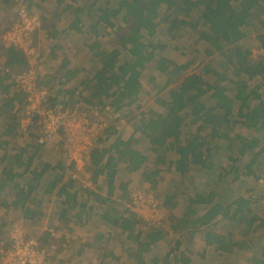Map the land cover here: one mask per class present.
<instances>
[{
    "label": "trees",
    "instance_id": "obj_1",
    "mask_svg": "<svg viewBox=\"0 0 264 264\" xmlns=\"http://www.w3.org/2000/svg\"><path fill=\"white\" fill-rule=\"evenodd\" d=\"M68 1L65 7H69V4L75 0ZM56 2L60 7L65 0H56ZM235 2L237 4H234ZM109 3H112L111 0H106L100 7H94L95 1L89 6L79 4L73 11L71 21L65 27L51 25L48 38L51 40L50 43L55 42L50 46L51 57H54L56 51L61 49L60 44L56 43L60 35L63 32H73L90 41L87 49L97 64L91 70H85L81 67H71L68 59L63 58L58 76L60 88L54 97L48 98L51 108L72 107L74 103L70 100L75 97H77L75 102H82L85 105L104 107L109 104L114 111L133 105L141 95L143 71L156 60L155 70L167 76L166 88L171 84L173 87L169 88L167 100L156 98L157 103L165 108L164 113L149 112L146 118H142L133 126V132L147 140L151 151L155 154V167L144 175V179L149 183H155V178L160 173V169L156 166L166 162L168 168L174 169L173 171L181 176L189 172L193 166L211 175L216 167L212 160V152L217 150L214 145L216 139L227 141L226 150L229 151H231L230 145L237 142L236 152L241 159L227 157V161L231 162L229 169L236 180L245 175L254 176V165L258 163L259 154L264 152V142L261 144V135H264V97L257 93V87L249 88V81L258 76L264 80V58L252 60L249 52L239 42L247 35L244 28L249 26V19L253 18V12L256 11L255 15L264 14V0H117L113 8ZM26 7L28 10L31 8L29 5ZM63 11L64 9L54 15L56 21L60 20ZM194 11L198 13L197 21H188V17ZM84 19H89V25L84 22ZM114 21L119 22L115 24ZM162 22H167L166 30L172 37L174 31L180 28L191 29L196 34V43L206 45L205 51L208 56L216 55L223 60V72L205 64L198 72L183 75L173 85L172 80L186 71V66L179 65L163 56L157 57L156 52H160L163 46L154 44L150 38ZM107 28L110 31H107ZM102 34L108 36L109 42L104 41ZM145 36L149 39L145 40ZM259 39L264 50V36H260ZM0 47L5 59L4 69L0 68V94L5 95V98L0 99V115L5 114L9 120L10 123L3 134L10 135L20 119L22 108L19 107L25 100V94L15 89L16 83L13 82L15 75H11L8 68L21 70L28 63L19 47L15 45ZM210 73L219 77V81L215 84L206 81L205 75ZM83 74L86 76H82ZM75 79H80L78 87H65ZM12 88L14 90L10 95ZM205 99H208L210 103H206ZM252 101H256V104L251 107ZM15 107L16 111L11 113ZM234 107H236V114H234ZM35 118L36 116H33L32 120ZM188 119L189 121H186ZM234 119H236L235 123L250 132V138L237 134L230 136ZM189 124L200 125L195 133L189 131L183 133L182 128H186ZM202 128H206L207 135L200 134ZM106 130H104L106 135L104 132L100 135L89 155L94 169L93 181L96 180V175L106 171L105 180L108 191L105 198L91 195L89 192L81 201L82 190L80 189L85 187H77L78 190L74 188V181L69 175H65L68 168L63 159L54 164H45L38 171L32 169L34 158L40 149H44L45 144L38 142L39 136L31 134H29L30 140L34 142L30 145L9 155L2 154L0 161H4L7 167L2 171L0 192L12 182L16 194L11 207L19 208L23 220H34L41 215V211L36 209L42 206V201L37 204L31 201L35 191L40 190L44 195H53V200L59 205L56 211L57 219L66 220L67 223L71 217H74L73 215L77 214L78 218L85 215L91 195L98 205L102 206L99 215L101 220L117 228L126 241L135 244L136 251L133 253V258L136 264H146L143 255L149 254L151 249L162 240V230L151 229L143 233L137 226L139 221L135 220L130 210L118 211L115 202L110 199L113 195L117 164L124 163L128 166V172H134L143 166L146 157L133 148L136 140L132 137L125 141L116 137L109 145L99 147V144L109 140L113 133L112 131L106 133ZM182 136L186 137L185 141L181 139ZM29 146L33 149L32 153H28ZM169 152L176 156L173 161L169 159L166 161ZM247 156H249L247 162L238 167L236 164ZM102 162H104L103 166L95 168ZM25 176H28L30 180L27 185H21L15 181L25 179ZM46 176H50L49 179H46ZM219 176L217 182H219ZM126 185L119 184V189L122 190V196L128 197L131 201V192L126 190ZM195 203L207 206V209L196 218L194 216L198 212L193 208ZM76 207L79 209L75 212ZM246 214H251L248 199L242 197L234 200L226 199L225 195L219 198L216 188L212 187L205 195L197 193L193 196L180 219L182 224L178 222L174 230L184 229L186 224L196 229L206 228L205 246H212L216 252L231 253L235 247L238 250H244L246 244L233 241L229 234L221 235L213 231L214 220L221 216L225 220H235L237 224L239 221L240 224H245L247 232L257 222V229L264 228V217L251 214L250 217L245 218ZM114 215L117 217L113 218ZM50 231L51 229L38 238L42 246L49 244L50 240L59 242L56 246L65 243L62 242L64 236L57 239ZM98 242L103 245L107 243L103 237H99L93 245L97 250L102 249ZM69 245L67 243L65 248ZM80 253L82 252H78ZM107 255H102V258ZM109 256L112 254L109 253ZM168 258L167 254L162 258L155 257L151 259V264H176V262L190 264L186 257L181 260L175 257V263L170 262ZM60 261L66 264L65 261L61 259ZM255 264H264V259L255 260Z\"/></svg>",
    "mask_w": 264,
    "mask_h": 264
},
{
    "label": "rangeland",
    "instance_id": "obj_2",
    "mask_svg": "<svg viewBox=\"0 0 264 264\" xmlns=\"http://www.w3.org/2000/svg\"><path fill=\"white\" fill-rule=\"evenodd\" d=\"M93 1H95L94 7H100L105 4L106 0H75L69 4V7H65L67 5L66 3L69 2L68 0H65L60 7H58L56 0H0V34L3 32L2 28L4 26H7L3 28L7 31L12 28L14 23L19 21L18 14L21 9H25L31 16H35L39 21L40 28L26 38V40L30 41V44L33 47V53L26 52L25 55L28 60L26 58L25 60L29 62V67L34 70V77L36 79L34 84L40 89L47 90L52 97L56 95V92L60 88L58 76L60 75L59 69L63 58L68 59L70 65L73 67H81L85 70H91L93 66H97L91 56V53L87 49L90 41L81 37V35L76 33L74 34L73 32H63L62 35H60V38L56 41V43L60 44L62 48L56 51L54 57H51L49 51L51 43L55 42L53 41L50 43L51 40L48 38V35L51 32V25L54 24L56 27H65L72 19L75 7L79 4H86L89 6ZM111 2L112 3H109V5L113 8L117 0H111ZM28 5L31 6L29 10L26 7ZM62 9H64V11L60 15L61 18L59 21H56L54 15ZM160 12L162 14L163 11L161 10ZM83 17H85V15ZM197 19V11H194L190 17H188V21L191 22H195ZM88 20L89 19H84V22L87 25H89ZM249 21V26L244 28L247 36L242 39L241 45H243L244 49L249 52L252 60L263 59L264 50L261 46L259 37L264 36V14L254 15L253 18L249 19ZM114 22L116 24L119 21ZM167 27V22H162L150 40L154 42V44L163 46V49L160 52H156L157 57L163 56L171 61L177 62L179 65L186 66V71L180 73L177 79L172 80L173 85H175L183 75L198 72L205 64H209L213 66L215 70L223 72V60L218 58L216 55L208 56L205 51L206 45L196 43V34L191 29L180 28L179 30L174 31L172 37L168 34L166 30ZM107 31L110 30L107 28ZM102 37L105 39L104 41H106V43L109 42L107 35L104 36V34H102ZM147 39L149 38L145 36V40ZM0 58V63H4L5 59L1 48ZM155 62L156 60L150 63L143 71V77L141 79V95L139 100L133 105L125 106L118 111H114L113 107H109V104L104 107L99 105H85L82 102H75L77 100V97H75L73 100H70L74 103V105L72 107L64 108V110H68L69 112L76 111L80 114L88 115L90 118H95L97 122L106 124V127L110 128L109 131L114 129V131L124 134V138H127L129 133L132 131L129 127L134 124L135 120L137 122L142 118H146L149 112H165V108L157 103L156 98L167 100L169 88L173 86L171 84L168 88H166L165 80L167 76L164 74L161 75L155 70ZM1 68L4 69L3 65ZM25 68L26 67L23 69ZM23 69L13 70L8 68L11 75H16ZM82 76L86 75L83 74ZM205 78L206 81L211 84H215L219 81V77L213 76L212 73L205 75ZM79 80L80 79H75L68 83L65 87L76 88L78 87ZM256 87L257 93L264 97V80L261 76L255 77L253 80L249 81L250 89H254ZM15 89L18 90L16 87ZM13 90L14 88H12L10 95H12ZM60 96H62V94ZM3 98H5V95L0 94V99ZM205 102L210 103L208 99H205ZM254 104H256V101H252L250 106L252 107ZM48 105L50 106L49 103ZM23 107L24 102L19 108L23 109ZM55 108H60V106H56ZM15 109L16 107L11 111V113L15 112ZM236 112V107H234V114H236ZM25 121L26 123L31 124V126L29 127L28 133L22 134L20 123H25ZM186 121H189V119ZM235 121L236 119H234L231 124L232 130L230 132V136L233 137V135L237 134L246 137L247 139L250 138V132L240 124L235 123ZM9 123L10 122L6 118V115L1 114L0 136H2L5 146L0 148V155H2L1 153H3L5 149L7 152L12 151V153L21 150L26 145H30L31 142H34L33 140H30L31 135H40L38 121L36 122L31 120V118L25 119L22 113H20V119L16 122L17 126L13 132L10 135H4L3 132L7 129ZM199 125L200 124H189L186 128H182V132L185 133L186 131H189L191 133H195ZM205 129L206 128H202L200 132L201 135L208 134ZM29 134L31 135L28 136ZM182 139L185 141L186 137L182 136ZM261 140L262 144L264 142V135H261ZM44 142V149H40L38 155L34 158L35 163L32 165V169L36 168L38 171L45 164H54L60 159H63L66 161V168H68L66 170L67 175H69L70 178L71 176H76L75 180L71 178L74 181V185L75 183H78L77 185L80 186L79 183H84L93 187L92 182L87 176V174L91 172V169H89L87 165L81 167L78 171H76L74 167L72 168L67 166V160L65 159L60 145V143H62L60 136H54ZM214 145H216L217 150L212 152V160L214 161L216 167L214 171L211 172V175H207L205 171L199 172V169L193 166L190 168L189 172H187L184 176H181L180 174L174 172V169L172 170L168 168L166 162L162 165L158 164V167L156 166L161 169V171L155 178V183L147 182L144 179V175L154 168L156 161L155 154L151 151L149 142L144 139L138 144L139 149L146 155V161L142 168L137 172H128L125 165L119 164L117 166V173L114 179L116 191L113 195L116 202L119 204L116 205L118 211L130 209L131 207V201L129 198H124L122 196V191L118 190L119 184L121 183L127 184L126 190L130 191L133 195L136 194L137 199L138 196L142 198L138 199L139 203H141L143 199H151L152 203L154 202L158 204V208L161 207V213L159 214L161 218L159 228L162 230L163 238L152 248L150 256L146 257L147 264H151V259L155 257L162 258L166 254L169 256L168 259L170 262H174L175 257L180 260L181 258L186 257L189 259L190 264H255V260L260 259L261 261V259H264V228L257 229L256 224L258 222L247 232L245 224H240L239 221L237 224L235 220H225L221 218V216L215 220L214 227L212 228L213 231L221 235L229 234L233 238V241H239V243L246 244V248H244V250H238V248L235 247L231 253L216 252L212 246L206 247V243L204 241V233L207 230L206 228L201 227L196 229L189 224H186L184 229L176 228V231L174 230L175 225L178 222L182 224L180 219L183 212L186 211L193 196L197 193L205 195L207 191L212 189V187L216 188V194L219 198H223V195H225L226 199L231 198L234 200L238 197L248 199L251 214L257 215L261 218L264 217V152L259 154L257 158L258 163L254 165V176L245 175L241 179L236 180L232 171L229 169L231 167V162L227 161V157L231 156V159H241L236 152L237 142L230 145L231 151L226 150L228 143L223 139L214 140ZM28 149V153H32L33 149L30 146ZM175 158L176 156L172 154V152H169L167 154L166 161H168V159L173 161ZM248 159L249 156L244 159L242 158V160L236 165L238 167L241 165L243 166V163L247 162ZM6 167V163L4 161H0V181L3 177L2 171ZM255 175L258 179H256ZM218 176L220 178L219 182H217ZM49 177L50 176H46V179H49ZM15 181L21 185H27L28 182H30L28 176H25V179ZM215 182L217 183L212 185ZM12 185V182H10V185L0 192V223L1 225L4 224L3 227L0 226V246L10 248L11 245L15 243H13V236H11L12 229L15 225L20 228V231L24 234L25 239L32 237L37 241L44 232L51 229L54 230V233L60 237L64 236L62 242L65 243L61 246H56L59 242H52L50 240V243L45 244L44 246L48 249V251L50 250L49 253L51 255L65 261L66 264L124 263L123 259H121L120 262L119 259H116V257L118 256L124 258L125 248L120 247L119 242L115 243L114 241L104 245L98 242V245L102 248L101 250L95 249L93 247L94 243H90L88 247H85L86 249L82 248V255L80 253L76 256V251L81 249L80 247L83 245V242H81V240L79 241V236L87 235L89 237L93 235L96 237L100 234L98 229H89L91 223L98 222V215L93 213L89 220L90 223L82 222V226L78 223L77 226H70L69 222L67 223L66 220L61 221L57 219L56 211L59 206L55 200H53L54 196L44 195L41 191H38L33 194L31 201L34 204L42 201V204H44V206H41L42 209L41 207L36 209L37 211H41V215L34 220H23L22 213L19 208L15 209L11 207L16 194V190L12 187ZM104 186L105 183H102L103 188ZM74 188L76 189L77 186ZM80 190H82V194L80 195L81 197H84L86 193L93 191L92 188L91 190L88 188H81ZM137 199H135L136 202ZM216 200L217 199H215V201ZM202 205L203 204L197 203L193 205V208H195L198 212L194 218L203 213L200 210ZM145 208L146 206L139 209V213L142 212L147 217L151 216L152 218H156V213H150V211L148 209L145 210ZM206 208L207 206H205L204 209ZM251 214H246L245 218L250 217ZM133 216L135 220L138 221L134 214ZM115 217H117V215L113 216V218ZM137 226L139 229H142L143 233H146L151 229H159L151 228L148 224H143L140 221ZM87 229H89L88 232ZM93 241H95L94 238ZM38 243L42 246L39 241ZM67 243L70 245L65 248ZM127 244L133 245V242L127 241ZM125 247L127 246L125 245ZM109 250L113 251L115 257L109 256ZM103 251V256L108 254L105 258H102L101 255ZM100 258L103 260H100ZM128 264H131V262Z\"/></svg>",
    "mask_w": 264,
    "mask_h": 264
},
{
    "label": "built area",
    "instance_id": "obj_3",
    "mask_svg": "<svg viewBox=\"0 0 264 264\" xmlns=\"http://www.w3.org/2000/svg\"><path fill=\"white\" fill-rule=\"evenodd\" d=\"M19 21L14 23L12 28L0 34V44L4 47L15 45L19 47L26 57V52L33 53V47L29 40H26L31 33L40 28L39 21L35 16H31L25 9L19 11ZM26 40V41H25ZM27 59V57H26ZM28 60V59H27ZM34 70L29 67L14 77L16 88L25 94L24 107L21 113L25 119L38 121L40 135L38 142L54 136H60L62 142V152L67 160V166L74 167L78 171L84 167L89 160L91 150L95 147V142L107 128L106 124L97 122L95 118L80 114L76 111L69 112L61 108H51L48 105L50 94L45 89L38 88L34 83ZM38 119V120H37ZM29 123H20L21 132L26 134L29 131ZM73 179L76 176H72ZM263 181V180H262ZM261 182V180H260ZM130 212L143 224H148L151 228H159L161 207L157 203H152L151 199H143L139 203L140 196L131 194ZM137 199V202L136 200ZM138 203V205H137ZM150 213H156V218L147 217L139 209L145 207ZM138 209V210H137ZM54 233L53 230L50 231ZM13 243L10 248L0 247V264H62L58 257L51 255L45 246H40L38 241L32 237L26 238L18 226H14L11 232ZM54 237L60 236L54 233ZM67 238V237H66Z\"/></svg>",
    "mask_w": 264,
    "mask_h": 264
},
{
    "label": "crops",
    "instance_id": "obj_4",
    "mask_svg": "<svg viewBox=\"0 0 264 264\" xmlns=\"http://www.w3.org/2000/svg\"><path fill=\"white\" fill-rule=\"evenodd\" d=\"M234 4H237L236 2L234 3ZM255 13H256V11H254L253 12V16L255 15ZM249 23H250V21H249ZM6 25V24H5ZM10 25V24H9ZM4 27H7V26H4ZM3 27V28H4ZM2 28V31L4 32V31H6V30H4ZM245 31V30H244ZM1 32V31H0ZM2 32V33H3ZM247 36V35H246ZM245 36V37H246ZM244 37V38H245ZM243 38V39H244ZM62 41V40H61ZM240 44L242 43V40L239 42ZM0 46H2L1 44H0ZM61 46V45H60ZM0 48H2V47H0ZM61 48H62V46H61ZM2 50V49H1ZM2 52H3V50H2ZM0 62H1V58H0ZM3 65V67H4V63H0V68H1V66ZM71 67H73L72 65H70ZM76 67V66H75ZM125 107V106H124ZM139 121H137L136 122V120H135V122H134V124L131 126V127H129V128H131V133H129V135H128V137L126 138H124L123 137V135L124 134H120L118 131H113V130H111L113 133H112V135H110V138H109V140H106V142H101L100 144H99V147H104V146H107V145H109L116 137H119L122 141H125V140H127V139H129L130 137H132L133 139H135L136 140V143H134L133 144V148H135V149H137V150H139L145 157H146V155L144 154V152H142L140 149H139V147H138V144L140 143V142H142L143 141V139L141 138V136H140V134H138V133H134L133 132V126L136 124V123H138ZM128 128V129H129ZM107 130H106V133H108V132H111V131H109V127L108 128H106ZM104 134H105V132H104ZM103 134V135H104ZM102 135V136H103ZM106 135V134H105ZM104 135V136H105ZM103 136V137H104ZM181 139H182V137H181ZM183 140V139H182ZM147 141V140H146ZM148 142V141H147ZM5 142H4V140H3V138L0 136V148L2 147V146H5V144H4ZM150 146V145H149ZM1 154H12V151H10V152H7L6 151V149H5V151L3 152V153H1ZM2 155H0V157H1ZM25 157V156H24ZM34 161H33V165H34ZM103 163L104 162H102L98 167H95V168H100V166H103ZM119 164H123V165H125L124 163H121V162H119L118 164H117V166L119 165ZM145 164V163H144ZM143 164V165H144ZM86 165H87V167L89 168V169H91V172L89 173V174H87V176H88V178H89V180L92 182V185H93V187H90V186H88L87 188L88 189H90L91 190V188L93 189V191H90L91 192V195L92 194H94V195H99V196H103L104 198L107 196L106 194H107V182H106V180H105V173H106V171L104 172V173H102V174H98V175H96L97 177H96V180H94L93 181V178H92V175H93V171H94V169L92 168V165H91V163H90V159L87 161V163H86ZM117 166H116V170H117ZM126 166V165H125ZM155 167V166H154ZM158 167V166H157ZM156 167V168H157ZM194 167H196V166H194ZM142 168V167H141ZM140 168V169H141ZM128 169V166H126V170ZM139 169V170H140ZM215 169V168H214ZM35 170H36V168H35ZM139 170H137V171H139ZM137 171H134V172H137ZM160 171H161V169H160ZM199 172H201V170L199 169L198 170ZM214 171V170H213ZM66 173H67V171H66ZM65 175H67V174H65ZM84 176H85V174H84ZM116 177V176H115ZM103 179V180H102ZM102 181V182H101ZM102 183H105V186H104V188L102 187ZM43 184V183H42ZM41 184V186H43ZM78 183H75V185L74 186H77V187H80V186H82V187H85V185H84V183H79L80 184V186L79 185H77ZM8 185H10V184H8ZM40 189H42L41 187H39ZM86 188V187H85ZM86 188V189H87ZM118 190H120V191H122L121 189H118ZM38 191H40V190H37V191H35V192H38ZM115 191H116V187L114 186V189H113V194L115 193ZM34 192V193H35ZM90 195V204L88 205L87 204V206H86V211H85V215H83L82 217H80V218H78L76 215H73L74 217L72 218L71 217V220L69 221V225L70 226H73V225H75V226H77V223L78 224H80V226H82V222L83 223H90V218H91V216H92V214L94 213L95 215H98V222L97 223H91V226H90V230L91 229H98V231H100V234H98L96 237L95 236H93V235H91V236H87V235H82V236H79V241L81 240V242H83V245H81V249H79V250H77L76 251V256H77V254H78V252H82V248H85V247H88L89 246V244L90 243H95V241H98V238L99 237H103L104 239H105V241L107 242V243H110V242H112V241H114L115 243L116 242H119V245H120V247H124L125 249H124V251H125V254H124V258H121V257H116V259H119V261L121 262V259H123L124 260V263H121V264H128V263H130L131 262V264H136V262H135V260H134V258H133V253L136 251V246H135V244H133V245H129V244H127V241L124 239V237L121 235V233H120V231L117 229V228H115L114 226H112L111 224H108V223H106V222H104V221H102L101 220V218H100V212L102 211V206H99L98 205V203L96 202V200H94L93 199V196H91ZM85 199V196L82 198L81 196H80V200L81 201H83ZM88 199V198H87ZM110 199L112 200V201H114L115 202V204L117 205V203H116V199L114 198V195H111L110 196ZM110 200V201H111ZM79 203V202H78ZM83 203V202H82ZM43 206H44V204H42ZM119 205V204H118ZM59 206V205H58ZM77 208V209H76ZM75 208V212L76 211H78V207H76ZM205 208V206H203L202 205V207H200V210L201 211H203V210H205L204 209ZM207 209V208H206ZM75 212H72V214L74 213L75 214ZM86 212H87V216H86ZM184 213V212H183ZM202 214V213H201ZM85 216H86V218H85ZM82 218V219H81ZM218 218H219V216H218ZM218 218H216V219H218ZM215 219V220H216ZM215 220H214V224H215ZM3 225L4 224H2L1 225V223H0V226L1 227H3ZM2 229V228H1ZM89 229H87V232L89 231ZM142 230V229H141ZM136 234H134V236H135ZM93 238L95 239V241H93ZM120 239V240H119ZM113 242V243H114ZM85 245V246H84ZM125 245L127 246V247H125ZM1 247V246H0ZM86 249V248H85ZM151 251H152V249H151ZM151 251L149 252V254H145V255H143V257H144V259H145V263H146V257L147 256H150V254H151ZM109 253H111L112 254V256H114L115 257V255H114V253H113V251H111V250H109ZM122 254H123V251H122ZM81 255H82V253H81ZM101 255H104V251L102 252V254ZM112 256H110V257H112ZM100 260H103L102 258H100ZM119 262H117L116 264H118ZM147 264V263H146Z\"/></svg>",
    "mask_w": 264,
    "mask_h": 264
},
{
    "label": "clouds",
    "instance_id": "obj_5",
    "mask_svg": "<svg viewBox=\"0 0 264 264\" xmlns=\"http://www.w3.org/2000/svg\"><path fill=\"white\" fill-rule=\"evenodd\" d=\"M26 58V57H25ZM27 63H29L28 61H27ZM28 65V64H27ZM27 67V66H26ZM21 134V133H20ZM22 134H24V133H22ZM29 136V135H28ZM43 143H45V142H43ZM61 147H62V145H61ZM70 177V176H69ZM71 178H72V176H71ZM73 179V178H72ZM75 180V179H74ZM85 185V187H88L89 185H86V184H84Z\"/></svg>",
    "mask_w": 264,
    "mask_h": 264
}]
</instances>
